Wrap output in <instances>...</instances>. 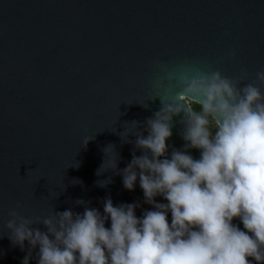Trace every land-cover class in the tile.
Wrapping results in <instances>:
<instances>
[{
    "label": "water",
    "instance_id": "water-1",
    "mask_svg": "<svg viewBox=\"0 0 264 264\" xmlns=\"http://www.w3.org/2000/svg\"><path fill=\"white\" fill-rule=\"evenodd\" d=\"M261 70L264 0H0V264H20L26 254L7 238L13 210L34 220L79 213L82 199L102 211L107 196L140 202L137 216L150 209L138 184L122 186L118 172L136 136L120 133L135 132L132 121L143 131L186 76L219 71L264 91ZM182 118L173 117L167 141L176 149ZM109 144L115 149L97 175ZM115 160L117 169L107 170Z\"/></svg>",
    "mask_w": 264,
    "mask_h": 264
},
{
    "label": "clouds",
    "instance_id": "clouds-1",
    "mask_svg": "<svg viewBox=\"0 0 264 264\" xmlns=\"http://www.w3.org/2000/svg\"><path fill=\"white\" fill-rule=\"evenodd\" d=\"M256 78L264 83V70ZM181 83L173 103L148 118L143 131L132 121L135 132L120 133L125 141L136 136L132 158L118 172L122 186L133 191L138 184L151 208L137 216L140 202L114 204L107 196L102 211L82 199L79 213L69 208L34 220L13 210L5 226L12 246L26 253L20 264H30L34 250L36 264H264V91L219 71ZM184 97L202 112H192ZM181 113L184 144L176 149L167 141ZM109 148L115 149L103 150L97 175Z\"/></svg>",
    "mask_w": 264,
    "mask_h": 264
},
{
    "label": "trees",
    "instance_id": "trees-1",
    "mask_svg": "<svg viewBox=\"0 0 264 264\" xmlns=\"http://www.w3.org/2000/svg\"><path fill=\"white\" fill-rule=\"evenodd\" d=\"M190 107H191V111L194 112V113H201L202 112L201 106H199V105H197L195 103H190ZM209 119H210V124H211V125L209 124L210 130L212 132H215L216 129H215L214 124L211 123V117H209Z\"/></svg>",
    "mask_w": 264,
    "mask_h": 264
},
{
    "label": "rangeland",
    "instance_id": "rangeland-1",
    "mask_svg": "<svg viewBox=\"0 0 264 264\" xmlns=\"http://www.w3.org/2000/svg\"><path fill=\"white\" fill-rule=\"evenodd\" d=\"M211 125V124H210Z\"/></svg>",
    "mask_w": 264,
    "mask_h": 264
}]
</instances>
